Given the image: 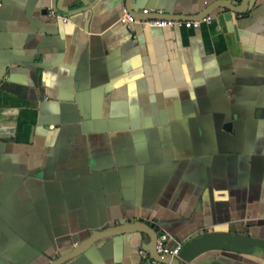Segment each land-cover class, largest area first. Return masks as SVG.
Listing matches in <instances>:
<instances>
[{
	"label": "crops",
	"instance_id": "1",
	"mask_svg": "<svg viewBox=\"0 0 264 264\" xmlns=\"http://www.w3.org/2000/svg\"><path fill=\"white\" fill-rule=\"evenodd\" d=\"M146 7L213 19L118 21ZM151 232L264 239V0H0V264H143Z\"/></svg>",
	"mask_w": 264,
	"mask_h": 264
},
{
	"label": "built area",
	"instance_id": "2",
	"mask_svg": "<svg viewBox=\"0 0 264 264\" xmlns=\"http://www.w3.org/2000/svg\"><path fill=\"white\" fill-rule=\"evenodd\" d=\"M213 15L205 14L200 18H181L164 14L162 10L143 8L139 14H134L129 10L124 9L118 21L129 27L133 23H138L142 26H184L188 28H198L201 22H210ZM170 237L166 233H160L156 236L155 251L162 257H179L182 242L170 243ZM147 264H167L153 257L146 260Z\"/></svg>",
	"mask_w": 264,
	"mask_h": 264
},
{
	"label": "water",
	"instance_id": "3",
	"mask_svg": "<svg viewBox=\"0 0 264 264\" xmlns=\"http://www.w3.org/2000/svg\"><path fill=\"white\" fill-rule=\"evenodd\" d=\"M245 1V0H244ZM216 5L231 8L236 11H241V8L238 7H233L230 6L229 4L225 2L217 3ZM130 12L134 13L132 10H129ZM136 14V13H134ZM133 226L137 228H142L145 230H149L151 227L148 226L147 224L143 223H137V224H132ZM152 239H151V246H150V255L151 257L167 263V264H179V261L177 257H162L160 256L156 251H155V240H156V234L154 232H151ZM230 241H242L248 244H253L257 246L264 247V239H259V238H254L248 235H242L238 233H233V232H208V233H202V234H197L193 237H190L189 239L185 240L182 243L181 251L180 254L183 251H187L191 247H199L200 243L203 242H208V243H228ZM77 252V251H75ZM75 252H72L74 254ZM60 261L55 262V264H59Z\"/></svg>",
	"mask_w": 264,
	"mask_h": 264
},
{
	"label": "trees",
	"instance_id": "4",
	"mask_svg": "<svg viewBox=\"0 0 264 264\" xmlns=\"http://www.w3.org/2000/svg\"><path fill=\"white\" fill-rule=\"evenodd\" d=\"M143 264H147V262H146V261H144V262H143Z\"/></svg>",
	"mask_w": 264,
	"mask_h": 264
}]
</instances>
